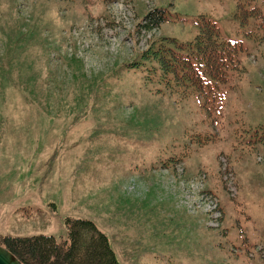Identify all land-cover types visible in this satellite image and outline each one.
<instances>
[{
	"label": "rangeland",
	"instance_id": "374dc122",
	"mask_svg": "<svg viewBox=\"0 0 264 264\" xmlns=\"http://www.w3.org/2000/svg\"><path fill=\"white\" fill-rule=\"evenodd\" d=\"M154 8L169 17L147 28ZM236 11L0 0V234L62 240L65 218H84L120 264H264V26ZM202 14L245 49L209 102L165 90L145 57L161 38L192 40Z\"/></svg>",
	"mask_w": 264,
	"mask_h": 264
},
{
	"label": "trees",
	"instance_id": "16d2710c",
	"mask_svg": "<svg viewBox=\"0 0 264 264\" xmlns=\"http://www.w3.org/2000/svg\"><path fill=\"white\" fill-rule=\"evenodd\" d=\"M255 1L237 0L236 17L242 25L256 18L261 19L264 26L263 11L257 6L247 8L250 2ZM168 17L166 8H154L146 16V27H157ZM195 23L198 33L192 40L180 42L171 38L169 40L175 45L168 46L165 38H161L156 47L145 52V57L151 52L154 58L151 61L156 63L153 66L159 69L152 72L153 76H160L165 90L180 93L183 98L199 94L209 102L217 99L222 86L229 80V73L240 70L239 55L245 49L240 41L224 38L220 27L210 17L202 14ZM145 57L143 60H149ZM142 65L138 62L132 64L133 67ZM262 132L264 125L255 130L258 138H264ZM195 141L204 143L200 134ZM65 226L67 237L62 240L45 234H0V246L23 264H120L108 235L94 221L66 217Z\"/></svg>",
	"mask_w": 264,
	"mask_h": 264
},
{
	"label": "water",
	"instance_id": "95a60500",
	"mask_svg": "<svg viewBox=\"0 0 264 264\" xmlns=\"http://www.w3.org/2000/svg\"><path fill=\"white\" fill-rule=\"evenodd\" d=\"M0 264H23L17 260L6 248L0 246Z\"/></svg>",
	"mask_w": 264,
	"mask_h": 264
}]
</instances>
